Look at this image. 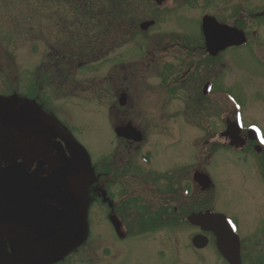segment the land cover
Returning <instances> with one entry per match:
<instances>
[{
	"label": "flooded vegetation",
	"instance_id": "obj_1",
	"mask_svg": "<svg viewBox=\"0 0 264 264\" xmlns=\"http://www.w3.org/2000/svg\"><path fill=\"white\" fill-rule=\"evenodd\" d=\"M147 1L156 12L174 16L179 23L183 17H193L197 35L180 32L162 47H176L186 59L198 60L184 67L181 56L173 66L164 67L159 79L165 100L147 110L143 123L126 79L118 82L111 74L105 85L75 87V94L72 77L89 61L82 58L75 65L72 39L61 42V48L52 45L49 55L36 63L37 73L24 78L18 90L10 87L0 95L6 100L0 106L2 180L6 185L27 180L29 189H42L38 204L58 212L57 217H44L43 224L36 220L32 225L13 223L0 214V264H144L133 262V253H145L149 264H264V208H258L261 216L247 217L221 209L219 188L210 174L217 153L227 162L248 166L255 177L264 174L263 129L245 121L242 106L230 93L216 90L229 67L221 62L229 61L228 52L255 47L244 27L248 17L264 20V4L230 13L234 19L228 23L210 9L229 0H202L204 6L198 5L200 0ZM87 5L81 0L80 7ZM206 17L237 30L246 43L212 53L204 31ZM157 22L147 20L152 23L147 31L139 28L147 41L155 37L151 35ZM123 40L121 45L128 43ZM217 63L221 70L214 73ZM145 64L151 80V64L148 60ZM78 92L82 100L108 104L102 106L105 114H92L96 126L108 129L102 134L97 127L101 147L95 157L83 144L80 150L73 147L72 142L78 143L66 126L67 107L56 104L80 97ZM215 94L226 97L232 110L223 112L221 130L215 129V120L206 122L210 129L204 130L206 138L200 145L199 126L185 117L221 113V107L211 104ZM174 98L181 104H172ZM201 155L209 161L205 168L199 164ZM35 206L32 202L31 208Z\"/></svg>",
	"mask_w": 264,
	"mask_h": 264
},
{
	"label": "rangeland",
	"instance_id": "obj_2",
	"mask_svg": "<svg viewBox=\"0 0 264 264\" xmlns=\"http://www.w3.org/2000/svg\"><path fill=\"white\" fill-rule=\"evenodd\" d=\"M66 2L70 3L69 6L65 4ZM104 2L105 0H88L92 13L94 14L95 9L99 6H103ZM80 3L81 0H0V95L2 96L5 91L8 92L11 88L18 90L17 87L24 78L31 76L32 72L37 73L35 72L36 63L49 55L52 45L55 48H61V42L72 38L74 57H78L75 59V65L82 58L89 61L82 70L77 72V75L72 77L71 88L76 92L75 94H77L75 87H91L90 84L93 82L105 85L111 74L118 82L119 79L121 81L126 79L125 84L132 92L133 103L143 113L142 119H140L143 123L148 119L143 118L147 114V110H154L152 107H157L162 104L161 101L165 100L163 97L165 92L159 79L164 67L173 66L178 59L184 58L186 63L184 67L190 66L198 60L197 56L186 59L185 52H181L176 47L168 48V46L162 47V45L170 40L174 41L175 35L180 32L193 31L197 35L198 23L193 17L179 18L187 26L184 27L182 23L176 21L174 16L166 17L164 13L156 12L147 0L119 1L116 3H120L124 8L119 10L122 13L118 12L122 22L125 21L136 28L129 38H125L128 43L121 45L124 42L122 35L111 32L119 30L122 26L117 23L113 29L110 28L112 26H103L98 30L99 24H107L108 17L105 16L103 17L105 19L99 21L95 20L96 17L88 15L90 19L86 23L83 20L82 14L84 13ZM197 3L198 5L201 3V6L205 4L202 0ZM262 3L264 4V0H229L216 4L210 9V12L218 19L232 23L234 18L230 16V13H236L243 8H247L249 11L258 8ZM192 13L195 15L197 12ZM111 20L113 18L110 17ZM147 20H158L156 27L152 30L151 36L155 37L150 36L151 41H147V36L142 35V31L139 29L140 25ZM63 28L66 29V32L62 31ZM244 28L249 31V40L254 42L255 47L250 45L228 52L226 57L230 62L225 58L221 62L226 66L228 64L229 67L223 72V80L216 83V90L230 93L242 106L245 121L258 124L264 131V20L261 22L248 17ZM254 31L256 32L255 36L253 35ZM99 34L100 37H106L104 42L106 44L103 47L99 46L101 43ZM82 35H84L83 38ZM163 35L168 37H162ZM156 36H160L157 37L162 41L160 46L157 44L159 40L153 42ZM97 37L98 42L95 40ZM80 52L83 54L81 55ZM99 55L103 57L97 59L98 62L95 63L94 60ZM147 60L151 64L148 73L151 80H147L145 66ZM220 70L221 66L217 63L214 73H218ZM157 74L158 77H156ZM196 74L197 70L194 72V75ZM78 94L80 97H72L56 104L67 107L66 126L72 140L78 143L74 145L72 142L73 147L77 146V149L80 150V145L83 144L95 157L97 149L101 147L96 130L100 128L103 134L107 133L108 129L104 125L96 126L92 114H105L106 108L102 106L108 104L106 101L82 100L81 93L78 92ZM1 96L0 106L6 104V100ZM212 98V106H216L217 109L221 107V113L202 112L198 119L197 117L184 116L185 120L194 121L199 126L200 145L204 144L206 138L203 136L204 130L208 133V129H210V127H205L206 122L215 120V129L221 130L220 121L225 115L223 112L232 110V104L226 97L215 94ZM176 101L178 100L174 98L172 104H181ZM183 103L185 104L184 101ZM55 111L59 110L55 108ZM151 114L154 115L153 112ZM184 115L187 113L184 112ZM3 133V130L0 129V135ZM181 156L187 157V151H184ZM222 157L223 159L220 161L217 160ZM208 162L205 156H200L201 168H205ZM214 165L210 169V174L216 180L219 195H221L217 206L235 216H261L258 208H264V174L255 177L248 166L227 162L224 156L218 153L214 157ZM225 166L230 167V170H227ZM131 260L149 264V258L148 256L145 258V253H133Z\"/></svg>",
	"mask_w": 264,
	"mask_h": 264
},
{
	"label": "bare ground",
	"instance_id": "obj_3",
	"mask_svg": "<svg viewBox=\"0 0 264 264\" xmlns=\"http://www.w3.org/2000/svg\"><path fill=\"white\" fill-rule=\"evenodd\" d=\"M234 46L235 45L230 47H234ZM19 173L20 174L18 175H20L21 177L22 172ZM4 180L6 179L4 178ZM1 181L3 182L2 179ZM26 181L27 180L25 181L23 180L22 183H20L15 179L14 182H10L7 185L2 184V190H1L2 196L0 197V208H1L0 214L5 213L8 220L20 225H32L33 223H37L36 220H39L38 222L40 224H43L42 222L44 221L43 219L44 217H51V218L57 217L58 212H56L53 209H49V210L45 209L38 204L39 198L37 197V195L39 193H42V189L39 190L29 189L28 188L29 186L27 185V183H25ZM23 194L26 195L27 199L25 198L23 199ZM73 198L71 199L73 200ZM21 201L24 202V204L20 205ZM74 201H76L75 198ZM32 202H34V204L36 205L34 208L33 207L31 208ZM3 204H8V205L7 207L3 208V206H1ZM69 209L70 208L66 210ZM15 211L17 212L15 213ZM60 214L63 215L61 212Z\"/></svg>",
	"mask_w": 264,
	"mask_h": 264
},
{
	"label": "water",
	"instance_id": "obj_4",
	"mask_svg": "<svg viewBox=\"0 0 264 264\" xmlns=\"http://www.w3.org/2000/svg\"><path fill=\"white\" fill-rule=\"evenodd\" d=\"M152 23H143L140 25V28L142 31H147V26L151 25ZM204 31L207 36V41H208V47L209 50L212 53H217L220 50H223L227 47L230 46H241L246 43V39L243 34L238 32L235 29H232L228 26L225 25H220L216 20L206 17L204 19ZM60 154V153H59ZM12 168H10V171ZM3 172L2 169L0 168V197L2 196V184H4L1 179L3 177ZM73 198V197H72ZM74 200V198H73ZM1 210V208H0ZM17 211H15L16 213Z\"/></svg>",
	"mask_w": 264,
	"mask_h": 264
},
{
	"label": "trees",
	"instance_id": "obj_5",
	"mask_svg": "<svg viewBox=\"0 0 264 264\" xmlns=\"http://www.w3.org/2000/svg\"><path fill=\"white\" fill-rule=\"evenodd\" d=\"M119 1H123V0H105V2L103 3L104 5L103 6H99L98 8H96L95 9L96 12L93 14L92 10H91L92 9L91 5H89L88 0H87V3H88L87 7H83V6L81 7L84 10V11H82L84 13V14H82L83 15V20H85L86 23H87V20L90 19L89 16H91L93 18L96 17L95 20H99L100 21V20L105 19L103 17L107 16L108 19H109L107 21V24H104V25L99 24L98 25L99 26L98 30L100 29V27L102 28L103 26H107V27L112 26L110 28L113 29V28L116 27V25L118 23L122 27L119 30L116 29V31H112L111 33H113V34L120 33L122 35L121 37L123 39H125L126 36H129L130 32H131V34L134 33L136 28L134 26H130L127 22L125 23V21L122 22L119 13H122L120 11L123 10L124 8H122L123 5L121 6L120 3L119 4L116 3V2H119ZM108 4H109V6H108ZM119 6H120V8H119ZM110 17L113 18V20L110 21ZM83 36L84 35H82V38H83ZM98 37L101 39V41L103 43L102 46H105L106 43H104V42L106 41V37H100V34L98 35ZM98 37L95 40L98 41ZM92 40H94V39L92 38Z\"/></svg>",
	"mask_w": 264,
	"mask_h": 264
},
{
	"label": "snow or ice",
	"instance_id": "obj_6",
	"mask_svg": "<svg viewBox=\"0 0 264 264\" xmlns=\"http://www.w3.org/2000/svg\"><path fill=\"white\" fill-rule=\"evenodd\" d=\"M261 142L264 143V140H262Z\"/></svg>",
	"mask_w": 264,
	"mask_h": 264
}]
</instances>
